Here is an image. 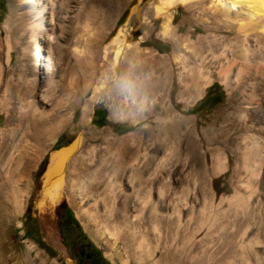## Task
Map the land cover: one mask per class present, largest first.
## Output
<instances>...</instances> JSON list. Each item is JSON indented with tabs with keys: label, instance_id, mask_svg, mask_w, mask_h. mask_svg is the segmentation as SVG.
I'll return each instance as SVG.
<instances>
[{
	"label": "rangeland",
	"instance_id": "1",
	"mask_svg": "<svg viewBox=\"0 0 264 264\" xmlns=\"http://www.w3.org/2000/svg\"><path fill=\"white\" fill-rule=\"evenodd\" d=\"M210 5H176L166 33L154 0H51L34 40L31 7L0 0V148L33 160L0 264H264V77L236 83L237 66L226 81V60L211 63L208 45L235 34ZM199 48L209 82L180 96V62ZM39 117L61 124L35 149ZM79 137L52 203L51 157Z\"/></svg>",
	"mask_w": 264,
	"mask_h": 264
},
{
	"label": "bare ground",
	"instance_id": "2",
	"mask_svg": "<svg viewBox=\"0 0 264 264\" xmlns=\"http://www.w3.org/2000/svg\"><path fill=\"white\" fill-rule=\"evenodd\" d=\"M18 1L24 4H28L31 7L30 16L33 21L31 22L30 30L32 38L35 40V35H37V33H41V23L40 21L38 22L34 20L42 19V13L47 12V2H51V0ZM42 1L45 2L42 3ZM189 1L198 2L201 0H154V9H156L157 14H165V21L167 23L165 25L166 33H170L168 32L167 28L170 24V21L172 20V10L175 9L176 5L184 4L185 2L187 3ZM53 3L55 4V1ZM40 5H43L42 10L36 11V9H34L36 8L35 6ZM199 5L201 6L202 3ZM242 5H244V7H241ZM58 9H60V7ZM208 10L214 16H218L219 18L221 17L223 23L228 25L226 30L228 35L235 34V38L231 40L229 44L225 45L223 50L219 53L216 52L215 48L212 45H208L207 47L206 54H209L211 56V63L213 61H218L221 58H224L226 60L224 65L219 64V73L223 76V78H225L224 80H232L233 78L236 83H240L243 81L252 82L254 80L253 77L255 76L260 78L264 77V0H211V5ZM204 30L205 32H209L212 29L210 30V28L207 26L204 27ZM117 32H119V28L117 29ZM52 39L53 38L48 35L47 39H44V41L47 42V45L43 50H41L43 52H46L47 54L46 65L44 67L48 74L55 69L54 63L51 58V56L53 55V50L51 47L53 43ZM40 45L41 44L37 43L35 49L38 50L40 48ZM124 49L125 48H123L122 45H118L115 48V63L121 61V58L124 54ZM227 52L230 53L231 56V58L229 59H227ZM201 54L202 51L200 50V48L197 49L194 53H192L191 51V54H189L190 58H184L180 62L182 66L177 78V87L179 89L180 96H183L184 92H189L192 89H196V96H199L202 87L204 85H207V83L209 82L208 70L212 65H207L206 58L202 57ZM237 66L238 70L232 75L231 73L234 72V68ZM231 75L232 78L230 77ZM87 119V108H85L82 112L81 117V124L85 128L88 126V122L86 121ZM34 120L37 132L34 135L30 136V138L32 137L30 140L33 145H29L30 147L33 146L36 149V147L40 145L42 139L44 138V136H46V134L56 132L61 122L54 125H52L51 123L48 126H45L42 124L43 117L35 118ZM81 142V138L79 137L70 147L57 151L51 157V164L46 174L45 183L46 185L51 186H49L50 191H46L49 192L50 200L52 203L57 199L58 191L62 187V184L64 182L65 174L68 168V162L79 149ZM123 152L124 151H121L122 154ZM5 155L6 151L3 148H0V226L11 227L13 224H15V222H17L18 215L20 214L22 205L24 204L23 193L26 190L24 191L23 183L26 181V176L30 173L33 160L32 157L27 153L16 158L11 153L7 157H5ZM262 158L263 157L260 156L259 161H261ZM24 161L25 163H23ZM134 235H136L135 232ZM136 238L134 240H136ZM140 243L141 242H139V244ZM137 247L140 248V245H138ZM152 264L162 263L160 260H155Z\"/></svg>",
	"mask_w": 264,
	"mask_h": 264
},
{
	"label": "water",
	"instance_id": "3",
	"mask_svg": "<svg viewBox=\"0 0 264 264\" xmlns=\"http://www.w3.org/2000/svg\"><path fill=\"white\" fill-rule=\"evenodd\" d=\"M127 17H128V11L125 12V14L122 16L120 22L117 24V28H119L120 25H122L125 22V20H126Z\"/></svg>",
	"mask_w": 264,
	"mask_h": 264
},
{
	"label": "flooded vegetation",
	"instance_id": "4",
	"mask_svg": "<svg viewBox=\"0 0 264 264\" xmlns=\"http://www.w3.org/2000/svg\"><path fill=\"white\" fill-rule=\"evenodd\" d=\"M80 256H81V257H84V256H85V258H86L88 261H90V256H89V255H85L84 252H81V253H80Z\"/></svg>",
	"mask_w": 264,
	"mask_h": 264
}]
</instances>
